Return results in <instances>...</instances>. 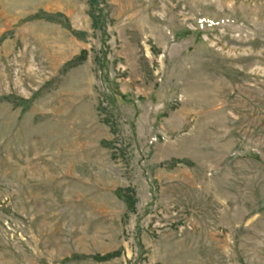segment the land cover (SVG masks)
<instances>
[{
  "label": "rangeland",
  "instance_id": "rangeland-1",
  "mask_svg": "<svg viewBox=\"0 0 264 264\" xmlns=\"http://www.w3.org/2000/svg\"><path fill=\"white\" fill-rule=\"evenodd\" d=\"M0 264H264V0H0Z\"/></svg>",
  "mask_w": 264,
  "mask_h": 264
}]
</instances>
